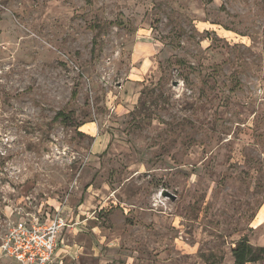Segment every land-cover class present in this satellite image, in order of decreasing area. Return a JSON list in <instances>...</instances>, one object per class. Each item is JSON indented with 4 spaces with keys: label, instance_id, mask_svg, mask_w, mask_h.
<instances>
[{
    "label": "rangeland",
    "instance_id": "obj_1",
    "mask_svg": "<svg viewBox=\"0 0 264 264\" xmlns=\"http://www.w3.org/2000/svg\"><path fill=\"white\" fill-rule=\"evenodd\" d=\"M39 210L73 264L264 248V0H0V243Z\"/></svg>",
    "mask_w": 264,
    "mask_h": 264
},
{
    "label": "built area",
    "instance_id": "obj_2",
    "mask_svg": "<svg viewBox=\"0 0 264 264\" xmlns=\"http://www.w3.org/2000/svg\"><path fill=\"white\" fill-rule=\"evenodd\" d=\"M69 226L61 213L43 220L40 213H26L14 221L2 237L0 253L19 264H52L57 238Z\"/></svg>",
    "mask_w": 264,
    "mask_h": 264
},
{
    "label": "crops",
    "instance_id": "obj_3",
    "mask_svg": "<svg viewBox=\"0 0 264 264\" xmlns=\"http://www.w3.org/2000/svg\"><path fill=\"white\" fill-rule=\"evenodd\" d=\"M38 212L40 213V216L43 218V220H46L54 215L51 214L50 212H45L43 210H39ZM66 220L68 222V219ZM68 224L69 226L65 228L57 238L58 248L55 256V262H53L52 264H73L71 263L72 261L74 262L79 261L83 257L90 254V253H85L86 245L84 243L78 242V240L75 241L76 236H78V234L82 231V230H77V228L75 227L79 225V223H75V226H71L69 222ZM0 257L5 258L2 256L1 253H0ZM5 259H6L5 264H19L15 260L8 258ZM127 259L129 260L126 264H132L133 257H128Z\"/></svg>",
    "mask_w": 264,
    "mask_h": 264
},
{
    "label": "trees",
    "instance_id": "obj_4",
    "mask_svg": "<svg viewBox=\"0 0 264 264\" xmlns=\"http://www.w3.org/2000/svg\"><path fill=\"white\" fill-rule=\"evenodd\" d=\"M74 96V95H73ZM58 118L64 120V113L59 112L57 114ZM232 256L234 258V264H250L257 263L263 260L264 248L263 247H253L250 245L246 238L241 239L232 251Z\"/></svg>",
    "mask_w": 264,
    "mask_h": 264
}]
</instances>
